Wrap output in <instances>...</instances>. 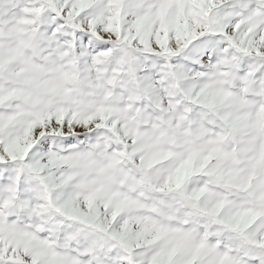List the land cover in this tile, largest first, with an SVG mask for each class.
<instances>
[{
	"label": "snow or ice",
	"instance_id": "snow-or-ice-1",
	"mask_svg": "<svg viewBox=\"0 0 264 264\" xmlns=\"http://www.w3.org/2000/svg\"><path fill=\"white\" fill-rule=\"evenodd\" d=\"M0 264H264V0H0Z\"/></svg>",
	"mask_w": 264,
	"mask_h": 264
}]
</instances>
